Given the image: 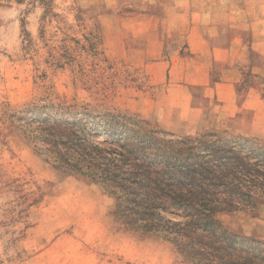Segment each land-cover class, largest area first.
I'll return each mask as SVG.
<instances>
[{"label":"rangeland","instance_id":"rangeland-1","mask_svg":"<svg viewBox=\"0 0 264 264\" xmlns=\"http://www.w3.org/2000/svg\"><path fill=\"white\" fill-rule=\"evenodd\" d=\"M141 4L0 0V264H183L163 241L119 229L111 215L113 198L98 185L57 171L9 120L18 110L49 103L136 113L129 106L149 89L147 75L124 57L107 54L103 21ZM138 115L147 129L158 130L161 144L199 145L212 138L243 156L264 157L261 138L225 130L181 135L162 128L154 114ZM224 220L234 231L264 240V200L257 210Z\"/></svg>","mask_w":264,"mask_h":264},{"label":"trees","instance_id":"trees-1","mask_svg":"<svg viewBox=\"0 0 264 264\" xmlns=\"http://www.w3.org/2000/svg\"><path fill=\"white\" fill-rule=\"evenodd\" d=\"M9 120L57 171L113 198L119 229L163 241L186 264H264V240L224 220L253 212L264 200V157L243 156L212 138L161 144L158 130L147 129L136 113L49 103L18 110Z\"/></svg>","mask_w":264,"mask_h":264},{"label":"crops","instance_id":"crops-1","mask_svg":"<svg viewBox=\"0 0 264 264\" xmlns=\"http://www.w3.org/2000/svg\"><path fill=\"white\" fill-rule=\"evenodd\" d=\"M141 1L103 21L107 54L147 75L129 108L181 135L264 139V0Z\"/></svg>","mask_w":264,"mask_h":264}]
</instances>
